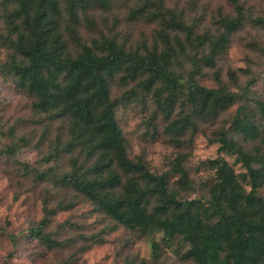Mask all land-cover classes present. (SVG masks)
Returning a JSON list of instances; mask_svg holds the SVG:
<instances>
[{"label":"trees","instance_id":"1","mask_svg":"<svg viewBox=\"0 0 264 264\" xmlns=\"http://www.w3.org/2000/svg\"><path fill=\"white\" fill-rule=\"evenodd\" d=\"M228 1L233 14L219 11L214 30L200 31L182 9L144 0L133 16L155 25L154 42L140 49L113 36L86 42L79 35L81 19L93 24L88 10L109 6L108 0H0L3 37L12 51L4 66L33 98L36 112L65 124L45 159L67 157L68 168L56 176L60 185L123 228L143 235L160 232L166 243L178 238L186 245L183 257L194 264H264V196L258 193L264 161L228 131L248 140V130H264L255 119L264 122V101H257L259 116L240 106L229 128L215 129L219 153L236 155L246 171L236 172L222 157L210 159L214 177L205 195L189 198L185 193L192 186L182 154L162 173L128 155L116 120L118 98L111 94L115 78L124 85L133 81L151 94L165 135L181 147L199 121H213L238 97L217 67L231 34L246 18L240 0ZM253 22L262 26L264 17ZM204 68L212 70L216 87L198 82ZM48 223L45 216L30 233L46 247H58L44 232ZM159 256L160 245L153 241L152 264H158Z\"/></svg>","mask_w":264,"mask_h":264},{"label":"rangeland","instance_id":"2","mask_svg":"<svg viewBox=\"0 0 264 264\" xmlns=\"http://www.w3.org/2000/svg\"><path fill=\"white\" fill-rule=\"evenodd\" d=\"M143 1L108 0L107 7L95 5L88 10L93 24L81 19L79 35L86 42L106 35L127 47L150 48L155 25L133 16ZM163 1L167 6L182 9L188 23H196L200 31L214 30L219 11L233 14L228 0ZM240 2L246 18L231 34L226 51L217 60L222 82L238 97L213 121H199L197 130L183 137L181 147L173 146L165 135L151 94L133 81L124 85L115 78L111 86L112 96L118 98L116 120L128 155L142 158L151 171L162 173L170 168L177 154H182L192 186L185 193L189 198L205 195L206 185L214 177V170L207 163L210 159L222 157L236 172L246 171L236 155L219 153L214 135L217 128H229L240 106L259 116L257 101H264V25L253 22L255 17H264V0ZM2 12L0 5V264H152L153 241L160 245L158 264H194L183 257L186 245L178 238L166 243L160 232L143 235L123 228L95 210L83 196L58 183L56 176L68 168L67 157L45 159L65 124L36 112L33 98L16 85L5 68L12 51L3 37L6 32ZM203 71L198 82L216 87L212 70ZM255 119L263 129L261 117ZM228 131L264 161V130H248V140ZM39 174L46 175L40 178ZM258 193L264 196V183L258 187ZM49 209L55 212L46 214ZM45 216L49 223L44 232L59 242L58 247L48 248L30 233V227Z\"/></svg>","mask_w":264,"mask_h":264}]
</instances>
